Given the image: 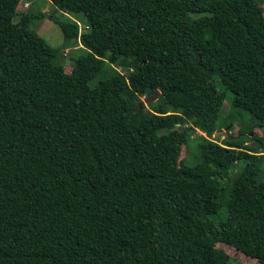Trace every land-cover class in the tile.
<instances>
[{"label":"trees","instance_id":"obj_1","mask_svg":"<svg viewBox=\"0 0 264 264\" xmlns=\"http://www.w3.org/2000/svg\"><path fill=\"white\" fill-rule=\"evenodd\" d=\"M21 1L0 0V264H264V137L232 135L264 125V0Z\"/></svg>","mask_w":264,"mask_h":264},{"label":"rangeland","instance_id":"obj_2","mask_svg":"<svg viewBox=\"0 0 264 264\" xmlns=\"http://www.w3.org/2000/svg\"><path fill=\"white\" fill-rule=\"evenodd\" d=\"M39 1V0H22L20 5H19V10L23 11L26 10L27 8L32 7V10L35 11L37 10V5H35V3ZM43 9L48 12V10L51 8L50 4H42ZM41 7V8H42ZM259 8L261 10H263L264 12V2H261L259 4ZM32 28H34L43 38H45L52 46L59 48V47H65V37L63 34V31L61 30V28L59 27V25H57L54 21H51L49 19H44L42 21L37 20L35 22V24L32 26ZM65 49V48H64ZM62 49L61 51L64 54L65 60H64V65L66 67V70L70 71L71 67H72V55L73 54H78L79 49L76 50V48L74 46H67L66 49L64 50ZM218 88L222 91H224V88L222 86H218ZM232 98L233 95L231 92H227L226 95V99H225V103L221 109L220 112V120H219V124H225L227 123V116L230 114L231 112V103H232ZM146 99V97L142 98V100L144 101ZM147 103V102H144ZM234 113V110L233 112ZM236 118L234 119L235 123L234 125H236L233 129H232V135L235 134V137L238 136V131L237 128H239L240 124L239 122H243V123H254L255 126H258L256 131H253L251 136L254 137V135H256L257 137H264V125L262 123H260L259 121L252 119L251 115L248 114L247 112H243L241 111L239 114L236 113ZM232 124H230L227 127H224L221 130H227L226 134L228 133V128L231 127ZM224 126V125H223ZM217 131H220V129H218ZM201 133L200 131H197L196 134H194L193 139L190 143L189 149L187 148L186 150L184 149L183 151V155L182 158L183 159H187L189 160V163H193L194 162V158H195V154L197 152L196 149V140L194 139V137H197V134ZM220 136V138H219ZM214 137L219 140V141H223V137L220 133H214ZM195 148V151H194ZM217 247H219L220 249L224 250L227 254H229L232 257V264H259L258 261L256 259H252L248 256H246L245 254H243L241 251L237 250L236 248H234L231 245L225 244V243H218Z\"/></svg>","mask_w":264,"mask_h":264},{"label":"water","instance_id":"obj_3","mask_svg":"<svg viewBox=\"0 0 264 264\" xmlns=\"http://www.w3.org/2000/svg\"><path fill=\"white\" fill-rule=\"evenodd\" d=\"M160 93L161 92L159 90H156L154 95H152L151 97L146 98L143 102L154 101L156 99V97L159 96ZM226 132H227V130L216 131V133H220L221 135H227ZM229 137H231V136H229Z\"/></svg>","mask_w":264,"mask_h":264}]
</instances>
